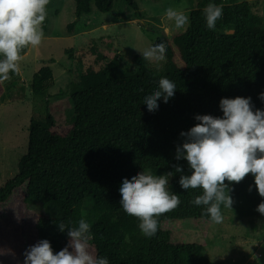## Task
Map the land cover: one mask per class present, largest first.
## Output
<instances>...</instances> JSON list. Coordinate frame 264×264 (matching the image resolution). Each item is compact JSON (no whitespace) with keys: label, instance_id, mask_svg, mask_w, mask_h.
Returning <instances> with one entry per match:
<instances>
[{"label":"trees","instance_id":"trees-1","mask_svg":"<svg viewBox=\"0 0 264 264\" xmlns=\"http://www.w3.org/2000/svg\"><path fill=\"white\" fill-rule=\"evenodd\" d=\"M115 1L74 0L75 16L89 15L93 6L100 13H111ZM124 1L134 6V0ZM208 2L202 0L185 13L189 23L183 30L165 19L163 36L154 43L166 45L161 69L151 68L142 55L129 65L119 53L106 52L97 55L100 68L83 70L80 64L77 74L71 72L68 91L74 124L70 127L57 126L48 110L52 70L43 67L34 75L33 101L45 110L30 121L28 151L18 163V175L0 188L1 207L25 187L24 204L31 216L22 238L0 252V264H23L25 249L41 239L50 241L54 253L59 251L69 238L67 229L59 231L58 224L74 227L81 218L90 224L89 248L96 256H107L109 264H212L202 254L204 244L175 241L163 229V223L179 222L206 233L214 224L203 213L204 206L190 202L201 189L180 188L181 173L171 177L170 186L181 203L157 217L153 237H145L138 219L120 208L118 193L121 178L136 172L165 174L174 172L173 165L179 163L183 174H190L186 161L174 159L175 148L184 139L179 133L197 123L196 114L221 116L222 97H251L256 108L264 109L258 98L264 92V20L248 2L213 0L223 5V16L215 30H209L202 13ZM161 77L176 84L174 96L167 103L158 101V110L149 112L143 97ZM2 87L0 81V101ZM229 187L232 210L242 219L257 218L256 207L264 197L256 191L252 175ZM225 210L221 206L222 213Z\"/></svg>","mask_w":264,"mask_h":264},{"label":"rangeland","instance_id":"rangeland-1","mask_svg":"<svg viewBox=\"0 0 264 264\" xmlns=\"http://www.w3.org/2000/svg\"><path fill=\"white\" fill-rule=\"evenodd\" d=\"M201 1L134 0L132 7L124 0H116L111 13H100L93 6L89 15L78 18L74 0H49L47 16L41 25L44 39L36 47L28 46L18 61V71L1 81L4 94L0 101V188L18 175V163L28 151L30 121L45 110L43 105L34 103L30 90L39 70L49 67L53 73L47 89L50 115L57 126L70 127L74 124L68 91L71 72L77 74L80 64L83 70L93 65L100 68L103 64L97 65V55L106 52L119 53L132 65L133 58L141 55L138 50L154 45L163 36L165 9L186 13L197 8ZM233 1L248 2L252 12L264 20V0ZM149 66L159 70L163 61H149ZM25 190L23 187L15 191L12 199L0 207L1 253L22 238L23 227L31 216L24 204ZM88 205L86 202L85 206ZM223 217L222 223L211 225L206 233L179 222H166L162 226L172 233L175 241L204 244L202 254L212 264H264V215L242 219L234 210L226 209ZM89 251L94 255L92 249Z\"/></svg>","mask_w":264,"mask_h":264},{"label":"clouds","instance_id":"clouds-1","mask_svg":"<svg viewBox=\"0 0 264 264\" xmlns=\"http://www.w3.org/2000/svg\"><path fill=\"white\" fill-rule=\"evenodd\" d=\"M48 3L49 0H0V81L18 71L22 49L41 44L44 39L41 25L47 16ZM202 13L206 28L215 30L223 16V5L209 0ZM164 16L176 29L183 30L189 23V17L174 8L165 9ZM138 51L145 60L163 61L166 45L159 42ZM175 90L173 81L161 77L158 86L143 97L145 109L158 110V101L167 103ZM258 98L264 102V92L259 93ZM219 109L221 116L194 115L197 123L179 133L184 139L176 146L174 159L186 161L190 174H183L182 165L177 163L173 165L174 172L154 175L141 171L121 178L119 206L125 214L138 219L137 226L145 237L156 235L157 217L181 203L180 195L173 192L169 184L175 173H181L178 180L181 189H201V194L190 202L204 206L203 213L214 224L224 219L221 206L232 209L231 182L239 183L246 174H251L256 191L264 197V109L256 108L251 97L242 96L222 97ZM251 187L249 185V190ZM256 211L264 215V200ZM58 229L61 232L67 229L69 243L54 253L50 241L41 239L25 249L23 264H109L107 256L90 253V224L85 219H79L74 227L60 223Z\"/></svg>","mask_w":264,"mask_h":264}]
</instances>
